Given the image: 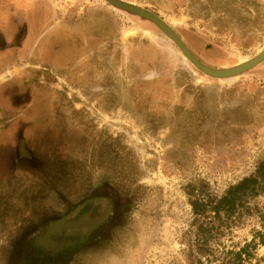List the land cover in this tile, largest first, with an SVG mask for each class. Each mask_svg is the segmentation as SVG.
I'll return each instance as SVG.
<instances>
[{
    "label": "rangeland",
    "instance_id": "1",
    "mask_svg": "<svg viewBox=\"0 0 264 264\" xmlns=\"http://www.w3.org/2000/svg\"><path fill=\"white\" fill-rule=\"evenodd\" d=\"M46 1L64 55H19L18 107H0V264H191L190 186L219 198L264 158V60L213 78L106 0ZM126 1L209 66L264 48V0ZM247 205L218 250L264 235V192Z\"/></svg>",
    "mask_w": 264,
    "mask_h": 264
},
{
    "label": "trees",
    "instance_id": "2",
    "mask_svg": "<svg viewBox=\"0 0 264 264\" xmlns=\"http://www.w3.org/2000/svg\"><path fill=\"white\" fill-rule=\"evenodd\" d=\"M60 51H63L61 47L58 51L53 50L54 54H59ZM262 192H264V158L258 161L253 173L229 186L219 198L209 196L202 187L190 186L188 194L194 214L191 223L194 226V242L188 247L191 264H203L205 261L245 264L255 256L253 250L258 243L264 244L263 234L259 239L253 236L250 241L242 245L231 248L224 246L220 250L214 247L212 242L219 240L222 229L236 223L239 213L249 209L248 199Z\"/></svg>",
    "mask_w": 264,
    "mask_h": 264
},
{
    "label": "crops",
    "instance_id": "3",
    "mask_svg": "<svg viewBox=\"0 0 264 264\" xmlns=\"http://www.w3.org/2000/svg\"><path fill=\"white\" fill-rule=\"evenodd\" d=\"M43 2L47 1L0 0V107L7 106L13 110L18 107L15 101L18 85L11 68L18 62L15 59L19 55H54L52 46L47 48V44L53 43L52 38L50 43V39H47L46 18L43 15L46 10H50L52 15V10L43 5ZM38 5L44 8L38 10ZM59 54L64 53L60 51ZM4 77L9 78V82H3ZM10 89L12 96L8 91Z\"/></svg>",
    "mask_w": 264,
    "mask_h": 264
},
{
    "label": "water",
    "instance_id": "4",
    "mask_svg": "<svg viewBox=\"0 0 264 264\" xmlns=\"http://www.w3.org/2000/svg\"><path fill=\"white\" fill-rule=\"evenodd\" d=\"M108 3L147 19L155 24L165 35H167L180 49L181 53L193 64L195 68L213 78H228L238 75L264 60V48L255 56L245 61L228 67H212L199 60L186 46L181 37L156 13L126 0H106Z\"/></svg>",
    "mask_w": 264,
    "mask_h": 264
},
{
    "label": "bare ground",
    "instance_id": "5",
    "mask_svg": "<svg viewBox=\"0 0 264 264\" xmlns=\"http://www.w3.org/2000/svg\"><path fill=\"white\" fill-rule=\"evenodd\" d=\"M243 61H245V60H243ZM242 62V61H241Z\"/></svg>",
    "mask_w": 264,
    "mask_h": 264
}]
</instances>
